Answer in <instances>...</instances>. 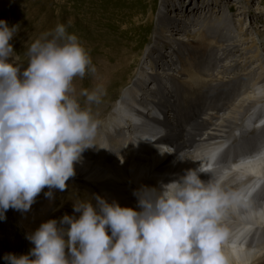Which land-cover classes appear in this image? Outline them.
<instances>
[{
  "label": "bare ground",
  "instance_id": "obj_1",
  "mask_svg": "<svg viewBox=\"0 0 264 264\" xmlns=\"http://www.w3.org/2000/svg\"><path fill=\"white\" fill-rule=\"evenodd\" d=\"M206 1L201 6L210 9ZM234 1L228 4L235 6L240 0ZM153 2L126 0L117 10L103 16L101 13L97 19L86 16L85 22L96 23V42L91 43L90 54L97 68L95 76H86L90 82L86 83L92 88L98 82L105 86L100 102L91 105L98 125L94 146L86 149L75 165L74 177L82 178L86 188L80 189L79 180L70 178L63 193L53 189L54 198L44 206L42 218L58 196L60 204L71 206L82 199L95 205L96 194L109 202L131 203L137 200L134 192L142 186L158 187L162 181L183 175L186 169L199 167V161L179 160L180 153L185 158L200 159L204 151L218 150V172L225 173L224 191L250 193L251 204L249 209L229 211L225 217L223 224L229 237L224 252L230 264H264V212L260 211L264 209V97L260 95L264 64L255 82V97L237 104L235 91H241L246 75L235 72L239 61L224 63L230 56L236 58L241 42L248 46L242 47L240 57L244 55L252 62L264 60V37L253 33L251 42L237 41L232 34L224 33V14L215 23L207 15H200L207 9L199 13L195 6L186 18L175 0H162L155 22L154 6L148 9ZM126 6L133 7V13L125 11ZM216 49L220 53L215 55ZM210 87L213 98L207 95L212 92ZM116 94H121V99L105 112ZM82 106H87L85 99ZM228 110L223 122L217 123ZM257 117L249 138L247 123ZM230 129H234L238 145L229 144L226 135ZM156 145H168L176 151L161 155ZM167 150L161 147V151ZM201 179L207 181L210 175L201 174ZM38 206L36 201L28 212H21L22 221L35 215Z\"/></svg>",
  "mask_w": 264,
  "mask_h": 264
},
{
  "label": "clouds",
  "instance_id": "obj_2",
  "mask_svg": "<svg viewBox=\"0 0 264 264\" xmlns=\"http://www.w3.org/2000/svg\"><path fill=\"white\" fill-rule=\"evenodd\" d=\"M59 23L28 41L27 64L10 41L20 26L0 20V220L14 209L28 212L47 187L66 190L83 152L94 146L98 125L91 105L103 83L77 92L75 81L95 76L96 65L80 37ZM85 98L82 106L79 97ZM161 155L176 150L156 145ZM166 147L167 151H161ZM218 150L208 149L199 167L134 192L137 207H122L96 194L73 204L76 215L43 222L28 239V254L6 253V264H230L223 221L229 211L251 207L250 193L225 192ZM201 174H209L204 181ZM138 209V210H137ZM260 211L264 212V209Z\"/></svg>",
  "mask_w": 264,
  "mask_h": 264
},
{
  "label": "rangeland",
  "instance_id": "obj_3",
  "mask_svg": "<svg viewBox=\"0 0 264 264\" xmlns=\"http://www.w3.org/2000/svg\"><path fill=\"white\" fill-rule=\"evenodd\" d=\"M154 1L155 3L153 2V4H150L148 9L154 6L153 13L155 12L154 20L156 22L160 12V6L162 0H154ZM190 1L191 0H175V2H177L178 4L179 9H182V11L180 12L184 14L186 18H188L192 9L195 6H198L197 10L200 13V9L203 8L201 4L204 1L208 2L206 0H192L191 2ZM229 1L233 2L234 0H224V1L222 0L220 4H217L215 0H209L208 6L210 7V9L203 8V10L207 9V11H210L209 14L206 11L205 14H200V15L203 17L204 15L205 16L207 15L208 18L210 17L209 19H213L212 21L214 22L216 21L215 23H218L220 22L217 20L218 17H221V15L224 14L223 22H225L226 20V26H227L226 28L224 24H221V26H224V33L232 34L231 36L236 37L235 39L237 41L244 39L248 42H251L253 35L255 33H260V36L264 37V0H250V3L249 2L247 3L245 0L243 1L240 0L237 1L235 6L229 5L228 4ZM123 2H126V0H69V1L68 0H0V20H6L8 22L9 27L17 24L20 26V30L14 35L10 43L13 45L15 52L19 55V60L22 63H24L26 67L27 59H28L27 57L28 41L30 43L31 39H34L38 37L40 34L53 29L57 24H59V22L67 24L69 18H72L74 22L70 27H68V31L77 34L80 37L81 42L83 44L86 43L84 45L91 52L90 45H92L91 43L96 42V37H95L96 23L85 22L84 20L86 19V16H88L91 19H97V17H99L101 13L103 16V14L106 15L107 13H111V11L117 10L119 5ZM129 4L131 5V3ZM140 5H143V3L141 2ZM124 10L133 13V7L126 6ZM74 11L75 13L70 15V13ZM64 14L70 16H68V18L66 16L65 18ZM195 16L197 18L199 14H197L196 12ZM83 28L91 29L92 31L87 32L84 31ZM240 36L242 37L241 39ZM261 37L260 38L258 37L257 40L261 39ZM242 45L243 43L241 42V48H239V51L236 52V58H235L236 60L234 59V57L230 56V58H228L227 61L226 60L224 61L225 64L226 62L227 63L231 62L228 64H235L236 62L239 61L238 63L239 67L235 72L246 75L245 79L243 80V83L240 85L241 91L239 89L235 91L236 95L234 99L236 100L237 104L242 102L246 98L255 97V88H257V86H255V82L260 77L259 75L262 72V64H264L263 62L264 60L262 58L261 60L254 59L255 61L253 60L252 62L250 59L247 60L244 55L240 57L239 54L241 55L243 54L242 47L245 48L248 46V44L244 46ZM217 53H220L219 49H216L215 53L213 54L216 55ZM212 63L211 66L215 64V61L214 64ZM248 63L251 65H249ZM228 77H230V75H228ZM76 80H78L77 83H79V85L81 86L80 90L88 89V88L92 89L91 86L87 85V83H90L87 80V77L83 79L77 78ZM109 86L108 88L110 90ZM211 90L212 88L210 87V91ZM123 91L124 90H122V93ZM260 92H261L260 93L261 97H264V88L263 91L261 90ZM213 94L214 92L212 90V92L207 95L213 98L212 97ZM108 97L110 98L109 95ZM83 98H84L83 96L79 97L81 104L85 99ZM114 98L115 99L112 101L113 104L109 105L111 107H108L105 112L111 111V108L115 104V102L121 99V94H116ZM229 111L230 110L223 112L221 118L218 120L217 123L223 122V118H226ZM262 115L263 113L260 115V117ZM260 117L254 119L252 123L249 122L247 123L249 126V130L247 131L248 135H246L247 137L250 138L255 123L257 119ZM234 134H235L234 129L228 130L226 136L227 139L230 140L229 143L230 145L231 144L238 145L237 144L238 141ZM185 162L190 163L189 161H185ZM73 178L76 179L77 181L79 180V182L81 183L80 189L86 188L85 187L86 182L82 180V178L78 176ZM145 186L151 187L150 184H146ZM95 188L96 187H94L93 190L97 193L98 191ZM48 190L49 189L46 187L37 196L36 201H38L39 206L36 207L37 211L36 210L34 211V213H36L35 215L33 214V216L27 217L26 219H24V221H22L23 217L22 216L20 217L21 211L9 209L6 212V219L0 220V264H6V261L4 260V256L6 253H14L17 255L28 254L29 251L34 247V244H32L28 239H26V236L34 232L43 222H47L50 219L59 220L65 214L76 215L77 217L79 216V213H74L73 206L69 204H65V205L60 204L59 202L60 200L58 196L56 198L57 200L56 201L54 200L51 207L48 208L49 211L46 217L42 218L44 211L43 208L45 205H47V202H49L50 200L44 195V192H47ZM60 192L63 193L64 191L62 192L60 190ZM120 205L122 207L136 208L137 200L134 199L131 201V203L124 202L123 204ZM37 215H41L42 219L40 220L38 218L39 216Z\"/></svg>",
  "mask_w": 264,
  "mask_h": 264
}]
</instances>
